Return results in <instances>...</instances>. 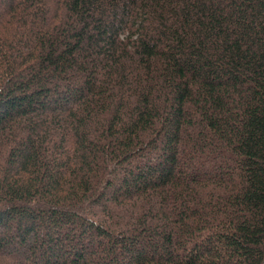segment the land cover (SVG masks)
<instances>
[{"label": "trees", "instance_id": "16d2710c", "mask_svg": "<svg viewBox=\"0 0 264 264\" xmlns=\"http://www.w3.org/2000/svg\"><path fill=\"white\" fill-rule=\"evenodd\" d=\"M0 264H264V0H0Z\"/></svg>", "mask_w": 264, "mask_h": 264}, {"label": "rangeland", "instance_id": "374dc122", "mask_svg": "<svg viewBox=\"0 0 264 264\" xmlns=\"http://www.w3.org/2000/svg\"><path fill=\"white\" fill-rule=\"evenodd\" d=\"M10 252H11V253H12V252H14V253H15V251H14L13 249H12Z\"/></svg>", "mask_w": 264, "mask_h": 264}]
</instances>
